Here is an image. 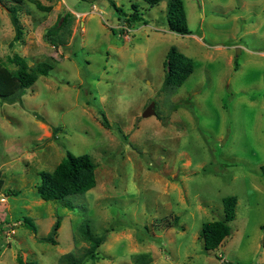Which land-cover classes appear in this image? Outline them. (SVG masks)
<instances>
[{
	"label": "rangeland",
	"instance_id": "rangeland-1",
	"mask_svg": "<svg viewBox=\"0 0 264 264\" xmlns=\"http://www.w3.org/2000/svg\"><path fill=\"white\" fill-rule=\"evenodd\" d=\"M112 3L146 24L125 29ZM183 3L189 36L168 30L165 1L0 0V63L13 70L8 57L19 55L52 67L14 103L0 101V264L80 257L83 220L105 237L85 264H264V0ZM170 47L194 69L166 95ZM151 103L155 116L143 119ZM67 151L96 166V186L65 199L73 211L36 195L39 173ZM226 197L237 199L232 233L207 252L201 227L223 218ZM58 217L57 245L39 242Z\"/></svg>",
	"mask_w": 264,
	"mask_h": 264
},
{
	"label": "trees",
	"instance_id": "trees-1",
	"mask_svg": "<svg viewBox=\"0 0 264 264\" xmlns=\"http://www.w3.org/2000/svg\"><path fill=\"white\" fill-rule=\"evenodd\" d=\"M13 5H21L23 0H10ZM86 1V0H81ZM148 6H158L165 1V18L166 26L171 33L179 36L192 35L187 25V18L183 0H143ZM115 11L125 24V29L129 30L140 23L146 24V21L137 11L126 14L116 7ZM39 7V5H38ZM135 8V6H133ZM136 9V8H135ZM10 23L14 31L12 42H19L23 36V29L19 22L18 11L12 6L7 8ZM65 20V18H64ZM49 31L48 36L57 35L56 31ZM115 34V32L113 31ZM122 33L120 32V35ZM8 63L14 66L13 70L8 69L0 63V101L12 104L15 101V95L31 88L40 77H48L52 67L47 63H39L34 67H29L26 60L19 56L13 55L8 57ZM165 73L160 87V91L166 95L174 94L193 73V61L180 53L175 47H170L164 61ZM102 125L108 129L109 125L105 115L101 113ZM58 129L54 130V133ZM96 166L92 158L87 155L74 156L69 151L65 157L54 168L52 172H40V183L36 188V195L44 202H57L61 207L73 211L78 209L66 201L67 197L84 196L96 186L95 177ZM264 173V166L261 167ZM3 181L0 179V190ZM11 195V194H9ZM16 195H18L16 193ZM223 202V218L217 221L206 222L200 230V239L203 242L205 251H215L222 242L231 235L232 226L236 216L237 199L235 197H226ZM81 213L84 208H81ZM23 225L31 233L36 234L37 228L31 219L23 218ZM61 225V218L58 217L45 237L38 238L41 243L52 246L57 245L55 236ZM78 235L81 240L88 245L83 255L76 256L74 253H66L59 259V264H85L90 261H97L99 258V248L104 244V235L98 236L93 233L90 222L83 220L78 227ZM143 257H136L137 264H144ZM17 264H36L32 261L23 260L21 256L17 257ZM147 264V263H146Z\"/></svg>",
	"mask_w": 264,
	"mask_h": 264
},
{
	"label": "water",
	"instance_id": "water-1",
	"mask_svg": "<svg viewBox=\"0 0 264 264\" xmlns=\"http://www.w3.org/2000/svg\"><path fill=\"white\" fill-rule=\"evenodd\" d=\"M142 118L143 119H147L150 117H154L155 116V105L154 103H151L146 109L145 111L142 113Z\"/></svg>",
	"mask_w": 264,
	"mask_h": 264
}]
</instances>
